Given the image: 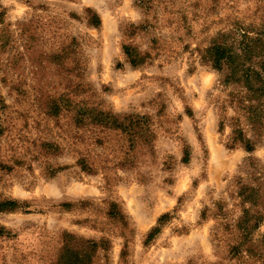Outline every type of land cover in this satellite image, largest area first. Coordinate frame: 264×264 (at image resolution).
Returning <instances> with one entry per match:
<instances>
[{
	"label": "rangeland",
	"instance_id": "374dc122",
	"mask_svg": "<svg viewBox=\"0 0 264 264\" xmlns=\"http://www.w3.org/2000/svg\"><path fill=\"white\" fill-rule=\"evenodd\" d=\"M262 24L264 0H0V200L24 204L0 213V264H64L68 237L90 264H264V98L254 120L233 111L223 72L199 58ZM122 45L145 63L131 68ZM82 106L145 115L153 139L88 114L77 125ZM223 116L238 118L251 153L225 147ZM244 212L257 243L238 253Z\"/></svg>",
	"mask_w": 264,
	"mask_h": 264
},
{
	"label": "trees",
	"instance_id": "16d2710c",
	"mask_svg": "<svg viewBox=\"0 0 264 264\" xmlns=\"http://www.w3.org/2000/svg\"><path fill=\"white\" fill-rule=\"evenodd\" d=\"M88 16V24L91 27L97 28L100 25L99 17L90 9H86ZM227 40L214 42L202 51L200 62L210 66L218 72H223V77L220 80L219 86H231L227 94L228 105L233 111H246V113H254L253 101H259L264 98V24L254 29H246L238 27L235 32L227 36ZM121 51L124 60L131 68H137L143 65L148 58L147 54L141 53L136 47L130 45H122ZM2 101L0 99V106ZM88 114L90 121L107 128L120 130L127 134L131 142L139 139L141 142L148 144L153 139V133L149 128V121L145 115H126L119 119L117 116L87 108L79 107L76 117V124H82V116ZM254 120L251 114L248 117ZM228 126L230 129L226 139L225 147L234 149L235 147L242 148L246 153H251L254 150V142L246 136L239 124L237 117H221L218 122V131ZM190 151L185 147L182 153L181 162L186 164L189 162ZM85 166L82 165V169ZM238 196L242 202H249L253 194L252 189H248L246 185H240ZM24 204L15 199H1L0 213H12L21 208ZM115 217H119L116 211H111ZM246 212L236 225L240 229V240L233 247L234 251L240 252V248L250 252V246L257 243V240L251 238V229L246 226ZM170 213L160 215L153 226L145 235L144 245H148L160 233L162 226L170 219ZM254 228V227H253ZM7 231L0 226V237L7 236ZM263 238V237H262ZM65 242L64 253L62 258L64 264H90L89 257L86 252L80 253L69 248ZM264 240V238L262 239ZM92 243V242H91ZM85 247L89 251H93L96 247L95 243H86ZM238 252V253H239Z\"/></svg>",
	"mask_w": 264,
	"mask_h": 264
}]
</instances>
